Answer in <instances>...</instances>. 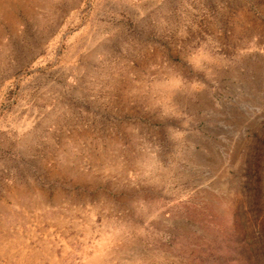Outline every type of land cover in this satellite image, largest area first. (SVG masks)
I'll return each instance as SVG.
<instances>
[{
  "label": "rangeland",
  "instance_id": "1",
  "mask_svg": "<svg viewBox=\"0 0 264 264\" xmlns=\"http://www.w3.org/2000/svg\"><path fill=\"white\" fill-rule=\"evenodd\" d=\"M0 264H264V0H0Z\"/></svg>",
  "mask_w": 264,
  "mask_h": 264
},
{
  "label": "bare ground",
  "instance_id": "2",
  "mask_svg": "<svg viewBox=\"0 0 264 264\" xmlns=\"http://www.w3.org/2000/svg\"><path fill=\"white\" fill-rule=\"evenodd\" d=\"M100 250V249H99ZM98 251V250H97ZM104 252V251H103ZM100 255V254H99ZM94 256V255H93ZM100 257V256H99ZM127 261V260H126ZM89 263V262H88Z\"/></svg>",
  "mask_w": 264,
  "mask_h": 264
}]
</instances>
